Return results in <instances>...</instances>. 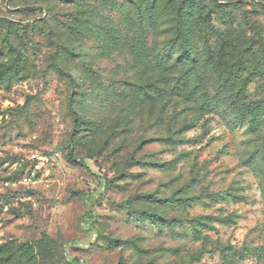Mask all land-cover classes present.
<instances>
[{
	"label": "rangeland",
	"instance_id": "374dc122",
	"mask_svg": "<svg viewBox=\"0 0 264 264\" xmlns=\"http://www.w3.org/2000/svg\"><path fill=\"white\" fill-rule=\"evenodd\" d=\"M201 1L0 0V264H264V0Z\"/></svg>",
	"mask_w": 264,
	"mask_h": 264
},
{
	"label": "trees",
	"instance_id": "16d2710c",
	"mask_svg": "<svg viewBox=\"0 0 264 264\" xmlns=\"http://www.w3.org/2000/svg\"><path fill=\"white\" fill-rule=\"evenodd\" d=\"M181 4L183 5L182 8H188V7L190 8L193 5L206 6L204 1H201V0H182ZM211 5L213 7H217V8H219V7L221 8L224 6L221 3L216 2V1H212ZM178 14H179V12L177 13V18L180 19V15H178ZM202 36L206 37V33L202 34ZM177 37L179 39L181 47L184 48V52L186 54V59L188 61H192V62L196 61L197 60L196 56H193L192 52H190V50H189L190 38H189L188 31L184 28L183 22H182V24L181 23L177 24ZM175 59L177 60V58H175ZM253 68H254V66H253ZM236 81H237V78L227 79L228 85H234L236 83ZM73 82H75V81H73ZM245 83H246V81L243 80V84H241V85L245 86ZM223 87L224 86H222V88ZM222 88L220 87V89H222ZM240 89H241V87L237 89V92H240ZM144 91L146 92V90H144ZM232 104L234 105V102H232ZM206 107H208V106L203 102L199 104V109L204 111V113H205V111H207ZM259 111H260L259 107H256V108L253 107L251 109H243L241 111V114H244L245 112L250 113L254 116L253 119H255V114H256L255 112L258 113ZM189 124L190 123H184L182 125H189ZM75 262H77V260H75Z\"/></svg>",
	"mask_w": 264,
	"mask_h": 264
},
{
	"label": "built area",
	"instance_id": "2783aa9c",
	"mask_svg": "<svg viewBox=\"0 0 264 264\" xmlns=\"http://www.w3.org/2000/svg\"><path fill=\"white\" fill-rule=\"evenodd\" d=\"M30 158L32 159V160H37L38 161V163H44V162H46L47 161V156H41V155H39V154H37V153H31L30 154Z\"/></svg>",
	"mask_w": 264,
	"mask_h": 264
}]
</instances>
